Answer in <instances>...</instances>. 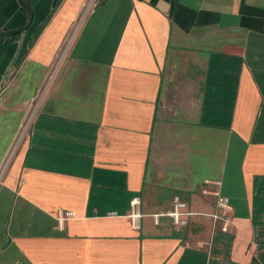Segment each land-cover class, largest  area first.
<instances>
[{"label":"crops","instance_id":"obj_1","mask_svg":"<svg viewBox=\"0 0 264 264\" xmlns=\"http://www.w3.org/2000/svg\"><path fill=\"white\" fill-rule=\"evenodd\" d=\"M87 1L0 0V264H264V0Z\"/></svg>","mask_w":264,"mask_h":264},{"label":"built area","instance_id":"obj_2","mask_svg":"<svg viewBox=\"0 0 264 264\" xmlns=\"http://www.w3.org/2000/svg\"><path fill=\"white\" fill-rule=\"evenodd\" d=\"M91 6V0H88L83 8L82 11L80 13L79 18L77 19L76 24L74 25V28L71 32V34L69 35L68 39L65 42L64 45V49L67 47V45L69 44L71 37L73 36L74 31L76 30L79 22L81 21V19L84 17V15L88 12L89 8ZM45 88H42V90L35 96L32 104H31V108L30 111L28 113V115L26 116L25 120L22 122L17 136L15 138V141L12 145L11 150L8 152V155L5 158V161L3 162L2 166L0 167V177L3 174V171L14 151V148L16 147V145L19 143V141L21 140V138L25 135L26 129L30 123V120L34 114V111L38 105V102L43 94V90ZM208 183V182H205ZM207 191L206 190H202V194H206ZM215 198H216V206L221 210V218H222V225L220 227V230L222 232H225L229 226L228 223V217H227V210H228V206L226 203V199L223 197H219L217 195V193H212ZM138 207H139V200L138 198H131L128 202V211L125 215V218L127 219L129 226L131 229L133 230H137L139 228V221L141 219V215L138 211ZM185 204L181 201H179L177 198H173L172 202H171V206L170 209L164 213H160V214H152L149 215V217L152 220L153 225H157L160 218H168L171 221L172 226L174 227V229H177V227L180 226H185L186 225V219L184 217L188 216V213H184L182 210L184 209ZM109 216H115L114 212H110L108 213ZM72 216V214L70 212H66L63 214H59V222H61V220L66 219V218H70ZM215 219V217H213Z\"/></svg>","mask_w":264,"mask_h":264},{"label":"water","instance_id":"obj_3","mask_svg":"<svg viewBox=\"0 0 264 264\" xmlns=\"http://www.w3.org/2000/svg\"><path fill=\"white\" fill-rule=\"evenodd\" d=\"M29 24H26L24 27L18 29V30H14V31H8L6 34L8 36H15L17 34H19L20 32L24 31L27 27H28Z\"/></svg>","mask_w":264,"mask_h":264},{"label":"trees","instance_id":"obj_4","mask_svg":"<svg viewBox=\"0 0 264 264\" xmlns=\"http://www.w3.org/2000/svg\"><path fill=\"white\" fill-rule=\"evenodd\" d=\"M23 3V2H22ZM22 6L27 10V11H29V8L26 6V5H23L22 4Z\"/></svg>","mask_w":264,"mask_h":264}]
</instances>
